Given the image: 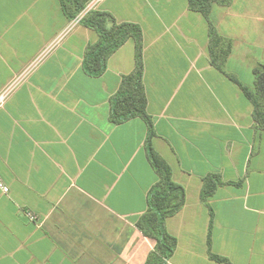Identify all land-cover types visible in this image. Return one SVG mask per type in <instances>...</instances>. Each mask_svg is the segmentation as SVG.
<instances>
[{
  "label": "crops",
  "instance_id": "obj_1",
  "mask_svg": "<svg viewBox=\"0 0 264 264\" xmlns=\"http://www.w3.org/2000/svg\"><path fill=\"white\" fill-rule=\"evenodd\" d=\"M93 10L137 24L155 150L185 190L166 220L177 247L167 264L208 256L202 178L225 182L208 199L210 250L231 264H264V131L240 87L209 63L208 28L187 0H103ZM231 40L227 73L253 88L264 63V0L210 12ZM69 22L58 0H0V264H144L154 247L136 222L157 181L139 118L109 121V100L134 68L130 39L100 77L83 72L95 31ZM32 218V219H31Z\"/></svg>",
  "mask_w": 264,
  "mask_h": 264
},
{
  "label": "trees",
  "instance_id": "obj_2",
  "mask_svg": "<svg viewBox=\"0 0 264 264\" xmlns=\"http://www.w3.org/2000/svg\"><path fill=\"white\" fill-rule=\"evenodd\" d=\"M63 16L73 21L86 10L91 0H58ZM188 9L203 16L208 28L209 63L231 81L236 83L243 95L252 104V119L255 128L264 131V63L253 70V88L241 84L226 72L225 64L231 52L232 42L220 36L210 19L214 5L230 6L232 0H187ZM81 25L95 31L98 41L88 44L83 53L82 69L90 77H100L107 69L109 58L128 40L134 42V68L121 77L117 92L109 100V121L121 124L133 118L141 119L147 131L144 142L146 157L157 175V181L147 194V208L136 222L141 233L152 239L153 249L144 264H167L177 247V239L166 228V220L175 216L185 204V190L172 177L171 166L155 150L152 139L155 136L152 118L147 112V97L143 83V36L141 28L131 22H119L105 11H87L80 21ZM224 185L240 186L241 182H225L216 173L202 178L200 200L208 207L210 222L207 233L208 256L211 260L231 264L228 259L215 255L210 250L213 211L208 199Z\"/></svg>",
  "mask_w": 264,
  "mask_h": 264
},
{
  "label": "built area",
  "instance_id": "obj_3",
  "mask_svg": "<svg viewBox=\"0 0 264 264\" xmlns=\"http://www.w3.org/2000/svg\"><path fill=\"white\" fill-rule=\"evenodd\" d=\"M101 1H103V0H91L90 3H89V6H94V5H96L97 3L101 2ZM86 12L87 11L82 13V16L79 17L80 20L79 19H75L74 22L71 24V27H73L77 22H80L82 17L84 16V14ZM2 98H3V96H0V100H2ZM0 191L3 194H8L9 193V187L2 181L1 178H0Z\"/></svg>",
  "mask_w": 264,
  "mask_h": 264
},
{
  "label": "rangeland",
  "instance_id": "obj_4",
  "mask_svg": "<svg viewBox=\"0 0 264 264\" xmlns=\"http://www.w3.org/2000/svg\"><path fill=\"white\" fill-rule=\"evenodd\" d=\"M96 5L94 6H89V4L87 5L86 7V10L85 11H90V10H93V8L95 7ZM84 11V12H85ZM82 16V13L76 18V19H79V17ZM75 20V19H74ZM73 21H70L69 22V25L67 26V28L62 32V35L65 34V33H68L70 31V29H73L75 28L76 26H79L81 23L80 22H77L73 27H71V24L74 22ZM80 20V19H79Z\"/></svg>",
  "mask_w": 264,
  "mask_h": 264
}]
</instances>
